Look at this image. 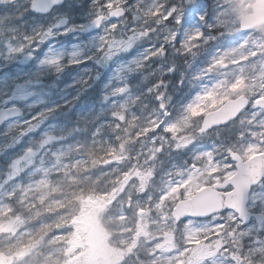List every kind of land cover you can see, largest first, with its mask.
Instances as JSON below:
<instances>
[{"label": "snow or ice", "instance_id": "1", "mask_svg": "<svg viewBox=\"0 0 264 264\" xmlns=\"http://www.w3.org/2000/svg\"><path fill=\"white\" fill-rule=\"evenodd\" d=\"M0 264H264V0H0Z\"/></svg>", "mask_w": 264, "mask_h": 264}]
</instances>
